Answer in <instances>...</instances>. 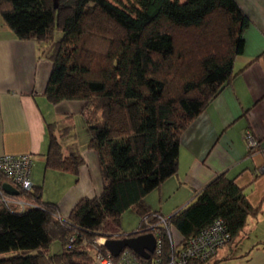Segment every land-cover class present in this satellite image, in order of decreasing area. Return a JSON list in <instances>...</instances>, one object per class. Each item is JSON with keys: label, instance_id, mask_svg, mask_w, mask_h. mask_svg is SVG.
I'll list each match as a JSON object with an SVG mask.
<instances>
[{"label": "trees", "instance_id": "1", "mask_svg": "<svg viewBox=\"0 0 264 264\" xmlns=\"http://www.w3.org/2000/svg\"><path fill=\"white\" fill-rule=\"evenodd\" d=\"M0 17L17 39L47 43L45 95L84 103L102 180L101 192L80 198L66 218L39 186L13 196L23 205L0 198V264H90L84 240L114 235L124 211L140 216L138 230L144 217L156 219L145 197L176 173L182 132L238 73L249 18L236 0H0ZM71 129L50 123L46 167L78 172L83 158L65 143ZM258 210L220 173L170 215L172 238L184 246L220 218L229 242ZM55 239L61 251L50 254ZM172 251L165 234L164 259Z\"/></svg>", "mask_w": 264, "mask_h": 264}, {"label": "crops", "instance_id": "2", "mask_svg": "<svg viewBox=\"0 0 264 264\" xmlns=\"http://www.w3.org/2000/svg\"><path fill=\"white\" fill-rule=\"evenodd\" d=\"M236 1L249 18L244 50L235 60L239 71L182 132L176 173L146 195L148 207L162 215L187 205L220 173L243 188L252 206L264 207V0ZM46 47L17 39L0 17V154L30 153L33 186L66 218L80 198L101 192L102 180L97 155L88 148L84 103L54 104L45 95L52 66ZM58 121L71 124L74 136L65 143L75 142L83 158L76 174L45 166L49 125ZM246 130L258 140L253 150L246 146Z\"/></svg>", "mask_w": 264, "mask_h": 264}, {"label": "built area", "instance_id": "3", "mask_svg": "<svg viewBox=\"0 0 264 264\" xmlns=\"http://www.w3.org/2000/svg\"><path fill=\"white\" fill-rule=\"evenodd\" d=\"M244 139L248 149L252 150L258 146V140L250 130L245 131ZM31 165L32 157L30 153H2L0 154V177L2 176L5 179L3 182H11L19 192H27L33 186L30 180ZM261 169H264V166ZM13 196L5 192L2 184H0V198L2 201H16V203L22 205L27 203L24 199L15 200ZM154 217L155 220L144 217L142 227L139 230L140 233L151 232L155 237V247L149 258L141 259L132 249L127 247L115 256L103 244L106 236H97L92 242L84 240V244L90 245L93 251V261L90 264H189L195 260H207L215 254L218 247L229 240L225 224L220 218H216L199 233L188 238L184 246L175 245L176 241L171 234L170 216L155 213ZM165 234L173 247V251L167 259H164L163 256ZM73 239L74 237L70 236L68 240L71 242ZM103 246L106 249L105 251Z\"/></svg>", "mask_w": 264, "mask_h": 264}, {"label": "rangeland", "instance_id": "4", "mask_svg": "<svg viewBox=\"0 0 264 264\" xmlns=\"http://www.w3.org/2000/svg\"><path fill=\"white\" fill-rule=\"evenodd\" d=\"M54 35L55 39H59L61 30L55 27ZM140 221V216L133 209H127L121 215L119 228L113 229L111 233L131 232L139 226ZM60 251L61 241L53 240L49 253ZM208 264H264V207H261L257 216H248L240 234L218 247Z\"/></svg>", "mask_w": 264, "mask_h": 264}, {"label": "water", "instance_id": "5", "mask_svg": "<svg viewBox=\"0 0 264 264\" xmlns=\"http://www.w3.org/2000/svg\"><path fill=\"white\" fill-rule=\"evenodd\" d=\"M54 1V6L57 5V0ZM2 188L5 192L11 195L19 194V190L11 182H3ZM104 246L113 255L118 253L124 248H130L142 258H149L150 253L155 247V237L153 233H140L136 228L131 232H125L124 234H110L106 236Z\"/></svg>", "mask_w": 264, "mask_h": 264}]
</instances>
